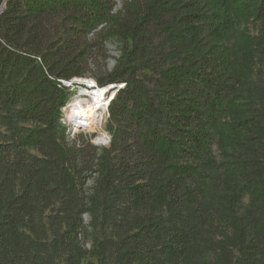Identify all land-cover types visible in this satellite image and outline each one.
I'll list each match as a JSON object with an SVG mask.
<instances>
[{
	"label": "trees",
	"instance_id": "obj_1",
	"mask_svg": "<svg viewBox=\"0 0 264 264\" xmlns=\"http://www.w3.org/2000/svg\"><path fill=\"white\" fill-rule=\"evenodd\" d=\"M121 2L0 0V264H264V0ZM87 76L103 148L63 125Z\"/></svg>",
	"mask_w": 264,
	"mask_h": 264
},
{
	"label": "rangeland",
	"instance_id": "obj_2",
	"mask_svg": "<svg viewBox=\"0 0 264 264\" xmlns=\"http://www.w3.org/2000/svg\"><path fill=\"white\" fill-rule=\"evenodd\" d=\"M122 0H117V6H120V3ZM250 33L255 34L253 30V26H250ZM121 45L118 40L114 38H110L106 40L103 44L102 52L98 55V65L102 66L106 71L111 70L116 62V59L118 58L120 54ZM104 59V60H103ZM92 70H95L96 65L93 64L90 67ZM257 83L264 87V77L261 79L259 77H256ZM87 81H92L93 84L89 85L87 84ZM70 85V93H71V101H73L75 98L87 99L89 102H92V98L96 90H101V88H98L96 86V83L92 77H85L82 79H76L74 80ZM110 88H103L102 90H106ZM113 91L110 89L107 93V96L109 97L110 94ZM110 100V99H108ZM71 101L69 102L68 106L71 105ZM64 115H63V125L66 130V136L67 140L69 142L73 141V139H76L77 137L80 138V140H85V138L89 139L90 143L97 148H103L108 146L110 138L107 134L105 127L107 122V109L101 113V117L97 119L95 124H89V126H79L77 124H74V122H69L67 118V108L64 109ZM246 203V202H245ZM85 223L88 222V217H83ZM90 261L93 264H97L96 260L90 259Z\"/></svg>",
	"mask_w": 264,
	"mask_h": 264
},
{
	"label": "bare ground",
	"instance_id": "obj_3",
	"mask_svg": "<svg viewBox=\"0 0 264 264\" xmlns=\"http://www.w3.org/2000/svg\"><path fill=\"white\" fill-rule=\"evenodd\" d=\"M117 4V0H115ZM4 5H1V11H3ZM87 84L92 85V81H87ZM110 89L106 90H96L94 93L92 102L87 101V99L82 100L80 98H75L71 101V105L67 107L68 114L67 118L69 122H74L79 126H89V124H95L97 119L101 117V113L108 107V96L107 93Z\"/></svg>",
	"mask_w": 264,
	"mask_h": 264
},
{
	"label": "built area",
	"instance_id": "obj_4",
	"mask_svg": "<svg viewBox=\"0 0 264 264\" xmlns=\"http://www.w3.org/2000/svg\"><path fill=\"white\" fill-rule=\"evenodd\" d=\"M1 12H2V11H1V6H0V13H1ZM74 80H76V79H74ZM74 80H72V81H70V82L60 81V83H61L62 86L70 88V87L72 86V85H70V84H71ZM108 88L111 89V87H108ZM112 96H113V93L110 94V96L108 97V99H111Z\"/></svg>",
	"mask_w": 264,
	"mask_h": 264
},
{
	"label": "water",
	"instance_id": "obj_5",
	"mask_svg": "<svg viewBox=\"0 0 264 264\" xmlns=\"http://www.w3.org/2000/svg\"><path fill=\"white\" fill-rule=\"evenodd\" d=\"M112 97H113V96H112ZM111 99H112V98H111ZM111 99H110V100H111ZM110 100H108V104H109V101H110ZM106 109H107V108H106Z\"/></svg>",
	"mask_w": 264,
	"mask_h": 264
}]
</instances>
